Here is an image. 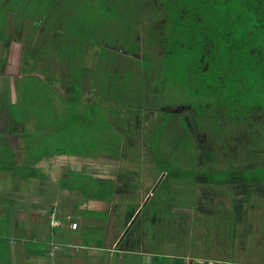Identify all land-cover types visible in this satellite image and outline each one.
<instances>
[{
  "label": "rangeland",
  "instance_id": "1",
  "mask_svg": "<svg viewBox=\"0 0 264 264\" xmlns=\"http://www.w3.org/2000/svg\"><path fill=\"white\" fill-rule=\"evenodd\" d=\"M46 3L51 6L48 10L34 12L29 0H0V22L3 19L8 24L5 39L0 30V66L6 61L2 72L0 69V104H5L0 110V186L3 178L24 179L39 156L52 155L61 142L68 143L62 130L69 109L80 118L78 132L84 134L83 138L73 134V146L83 154L96 153L98 157L53 156L44 158L39 166L52 172L65 166L83 172V176L87 173L110 181L112 186L107 184L103 201L110 203L112 225L107 234L102 227L80 226L77 231L65 229L62 234L57 230L53 237L56 244L70 245L79 257L88 254L87 249L101 246L105 251L98 250L97 254L106 258V251L118 249L117 244L111 243L117 238L128 239L135 228L130 227L133 222L126 223L124 219L126 210L132 207L143 221L142 243L139 248L116 255L110 264H167L173 257H186L187 264L190 259L205 257L224 258L228 264H264V189L257 195L251 193L249 204L243 201L244 196H237L236 201H243L238 202L242 204L239 209L226 195L229 185L222 186L223 194L209 192L205 199V185L183 178L195 172L193 168L198 173L209 167L224 170L229 165L227 160L240 165L242 159L250 156L251 149L242 148L239 159L229 153L226 158L217 156L213 163L201 164L196 158L192 163L188 136L182 126L184 117L189 119L193 113L188 108L176 110L195 104L188 95L194 90L190 91L191 84H186L191 75L182 71L183 66L179 67L181 70L177 68L181 73L168 74L172 66L194 61L189 51L167 55L174 44L169 21L180 14L177 0ZM161 23L163 27L158 28ZM11 40L10 46H6ZM84 65L86 86L82 100L66 104L62 99H67V89L62 83L72 76L73 68ZM44 76L53 80L46 81ZM44 82L49 86L46 92ZM151 90L156 91L154 95ZM173 110L184 117L172 114ZM209 118L211 115H206L202 120ZM158 120L160 125L154 129ZM8 121L17 124L11 127ZM221 123L217 128L218 122L210 121L206 133L199 129V135L192 138V153L197 156L198 144L208 146L214 134L222 141L216 140L214 149H228L226 142L235 145V135L243 132L249 145H256L255 151L261 155L250 173L263 177L264 127L245 131V123ZM152 140L158 141L157 148H151ZM105 146L109 147L106 152ZM86 182L77 183L71 177L66 180L70 187L78 184L81 197L82 193L86 195ZM81 200L85 203L87 199ZM145 202L146 208L139 213ZM154 205H159V220L150 224ZM167 205L172 208L167 209ZM79 206L73 205L75 216H108ZM146 212L149 215H144ZM236 213L239 216L233 219ZM47 217L40 219L48 224ZM38 239L36 248L47 249L50 238L44 235ZM8 242L0 241V262L12 258L11 254L8 257ZM23 263L33 264L29 257H24Z\"/></svg>",
  "mask_w": 264,
  "mask_h": 264
},
{
  "label": "trees",
  "instance_id": "2",
  "mask_svg": "<svg viewBox=\"0 0 264 264\" xmlns=\"http://www.w3.org/2000/svg\"><path fill=\"white\" fill-rule=\"evenodd\" d=\"M183 1L184 5L182 6ZM29 3L30 5H34V12H38L41 9L48 10L51 7L47 5L46 0H29ZM176 6L180 14L176 16V19L172 17L173 21H169L173 27L171 37L172 40H174V44L170 48V51L167 52V55H174L180 51H186V53H188L189 51V53L192 52L194 61L191 64L179 65L178 67L172 66L168 74L181 73L177 69L180 66H183V72L188 73L189 71V75H191L189 78L190 82L186 84L190 83L191 88L189 90H194L188 95L190 99L195 100V104L194 106L190 104L176 109L182 110L188 108V111L193 113L189 119H186L179 111L174 112L175 110H173L172 114L185 118L182 127L187 133L186 136H188L186 143L188 145V151L193 159L192 163L195 161V158L201 164L205 162L213 163L217 156L222 155L226 158L229 153L236 154V157L239 159V156L242 155L240 151L242 148L247 149L250 147L251 149L250 156L246 159H242L240 165L232 163L231 160H227L229 165L224 170L211 169L209 167L206 169L201 168L202 170L198 173L196 169L193 168L195 172L187 173L183 178L184 181H188L189 183L192 182V184L200 183L205 185L206 187L203 189L205 199H208L209 192L223 194L225 190L222 186L225 184L229 185V192H226V195L231 196L230 200L231 203L235 205V208L241 209L242 204L238 202L244 201L249 204L250 201L248 200L251 193L257 195L264 189L262 185V183L264 184V176H256L250 173L253 167H255L256 158L261 157V155L255 151L256 145H252L251 142V145H249L245 133L241 132L235 135L237 137L233 140L235 145L232 146L226 142V144L229 145L227 146L228 149H214L215 141L219 139L212 132L215 136L214 139H211L208 146L206 145L207 148L206 146L204 147L198 144L199 154L196 156L192 153V138L195 134H198L199 129H202L204 133H206L208 129L210 130V121H212V123L217 121V128H219V123L222 124V121L234 122L237 124L245 123L243 126L245 131L246 129L250 131V129L258 130L257 128L264 127V0H177ZM21 8L23 7L21 6ZM7 25V22L1 19L0 30L3 39H5L4 35ZM162 27L163 25L161 23L158 28ZM12 41L13 40L7 41L6 46H10ZM25 53H27V51H25ZM2 62L4 63H1L0 66L1 72L3 71L2 68H4L6 61ZM85 69V65L83 67L77 66V68H73L72 76H69L68 81L62 83L67 89V99H62L66 104H78L81 102L83 87L86 86V78L84 76ZM116 72L118 71L116 70ZM44 77L46 81L50 82L53 80L52 77ZM48 88V84L44 82L45 92L49 90ZM150 92L154 95L156 91L151 90ZM196 92L199 93L197 94ZM1 104L0 110H3L1 108L5 106V104ZM67 110V121H65V125H63L65 130H62V137H64L68 143L62 144L61 142L55 149V154H44L39 156L37 160L31 163V168H33L32 165L37 164L44 158H51L53 156L98 157L99 154L96 153L83 154L78 148L76 149V147L73 146L74 141L70 139L73 138V134L77 133L75 135L80 136V138H83L84 134L78 132L80 126L78 120H80V118H77L71 110ZM218 111H220V113H218ZM206 115H211V118H209L208 121L202 120ZM8 122L11 127L17 124L16 121ZM159 125L160 123L158 120L153 128L155 129V127ZM68 126H70L69 129ZM109 138L111 140H116L112 135H109ZM254 140L256 142L255 138ZM152 145L157 148L159 143L157 140H152L150 146L154 149ZM104 148V152H106L109 147L107 148V146H105ZM5 152L7 155L8 150ZM228 158L231 159L230 157ZM11 159L13 160V158ZM5 170L7 169L5 168ZM173 172L174 171H171V173ZM75 181L77 183L87 181L85 183L87 186L83 187L87 188L86 195H88V198L82 193V198L85 199L92 198L94 200H103V197L107 195V184L112 186L110 181L95 180L89 175H75ZM88 191L90 192L89 194H87ZM115 192L117 193L120 191ZM239 195L244 196L243 201L235 200ZM147 204V202L144 203L139 213L146 208ZM170 207L172 208L170 205L166 206L167 209H170ZM158 208L159 205L152 206L150 218L153 223L150 222V224L158 222ZM200 208L201 207H199V209ZM136 211L137 209L131 207L125 212L126 223L133 222L130 227L134 226L135 228L131 230L132 232L128 239L126 238L125 240L124 237L123 240L118 241V250H134L139 248L140 243H142L140 232L141 227H143V221H141V214L137 215ZM239 214L241 216V212ZM239 214H234L232 218L234 219L235 215L239 216ZM144 215L149 214L146 212ZM135 216H137L136 219L134 218ZM174 224L177 226V223H172V228L175 229L177 227ZM124 240V246L119 248ZM169 259L170 261H168L167 264H184V258L182 257H173ZM155 263L157 262L155 261ZM219 264H228V262L223 260Z\"/></svg>",
  "mask_w": 264,
  "mask_h": 264
},
{
  "label": "crops",
  "instance_id": "3",
  "mask_svg": "<svg viewBox=\"0 0 264 264\" xmlns=\"http://www.w3.org/2000/svg\"><path fill=\"white\" fill-rule=\"evenodd\" d=\"M40 162L32 165L33 168L27 171L28 174L26 173L27 176L24 179H17L15 177H11L14 180L3 178V186H0V241H9L10 252L8 257L11 254L12 258L5 262H0V264H25L23 263L24 257H29V260L33 264H47L49 260L55 259L53 264H110L111 259L116 255H122L123 252H127L113 247L109 251H106L105 258V255L102 257L97 254L98 250L105 251L100 246L99 249H87L89 250L88 254L79 257L70 249V245L55 243L53 237H55L57 230L61 234L65 229L74 232L80 226L88 228L102 227L107 234L110 223L112 225V220L109 217L111 206L110 203H106L103 200L94 199H87L84 201L85 203H82L84 199L81 200L82 197L79 194L78 184L70 187L66 183V180L70 177L75 180V175L82 176L83 172L73 171L65 166L59 168L58 171L56 170L57 172H52L53 170H47L46 167L39 166ZM89 176L95 180H103L93 175ZM75 204H80L79 207L87 211L107 214L108 216L107 218H103L100 216L82 215L80 213L75 216L73 212V205ZM70 209H72V212H70ZM43 215L48 216V224L43 223L40 219ZM73 224L77 226L75 229L72 228ZM45 225L47 227H44ZM20 234L23 235L20 237ZM44 235H47L50 241L47 249L41 250L36 248L37 246L35 245H37V241L39 240L38 237H44ZM119 239H115L111 243V246L116 245ZM106 240L107 235L105 242ZM31 243L32 245L30 246L29 244ZM27 244L29 248H27ZM52 246H57L58 250L50 255ZM182 258H184V264H187L186 257ZM223 260L226 259L205 257L190 259L189 264H219Z\"/></svg>",
  "mask_w": 264,
  "mask_h": 264
},
{
  "label": "built area",
  "instance_id": "4",
  "mask_svg": "<svg viewBox=\"0 0 264 264\" xmlns=\"http://www.w3.org/2000/svg\"><path fill=\"white\" fill-rule=\"evenodd\" d=\"M77 226H76V224H73L72 225V228H76ZM58 250V247L57 246H52V249H51V251H50V255H52L55 251H57Z\"/></svg>",
  "mask_w": 264,
  "mask_h": 264
}]
</instances>
